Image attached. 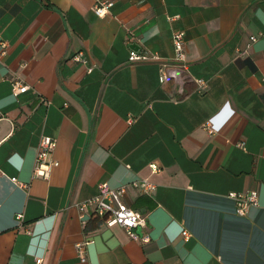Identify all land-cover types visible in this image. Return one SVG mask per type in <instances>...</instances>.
Here are the masks:
<instances>
[{
	"label": "crops",
	"instance_id": "0c3cea01",
	"mask_svg": "<svg viewBox=\"0 0 264 264\" xmlns=\"http://www.w3.org/2000/svg\"><path fill=\"white\" fill-rule=\"evenodd\" d=\"M0 43V264H264V0H0ZM131 47L159 60L130 62ZM101 184L126 187L149 242L80 216ZM249 191L239 216L229 195Z\"/></svg>",
	"mask_w": 264,
	"mask_h": 264
},
{
	"label": "built area",
	"instance_id": "2783aa9c",
	"mask_svg": "<svg viewBox=\"0 0 264 264\" xmlns=\"http://www.w3.org/2000/svg\"><path fill=\"white\" fill-rule=\"evenodd\" d=\"M113 5L112 2L102 1L94 6V13L98 17H102L106 14L107 10ZM256 37L251 36L250 41L253 42ZM172 43L174 47V59L173 61L177 64L184 66L186 64L185 54V40L184 33L175 31L172 34ZM0 47L4 48L5 43H0ZM74 61H83L81 55L78 54L73 58ZM130 62H147L157 61L159 57L156 55L140 54L132 47L129 50ZM88 72H91L89 69ZM159 83L163 84L167 80V73L165 65L162 64L159 67ZM199 88L201 89L205 84L203 81H197ZM27 86L21 85L19 81L12 82V95L17 96L18 94L24 93L27 90ZM134 122L133 118H128V125ZM208 132L212 133L209 124L205 125ZM242 147L243 143L238 144ZM56 147V141L49 137H41L35 156V168L34 175L43 179H48L50 176L51 169L58 166L57 162L49 160V155L54 151ZM149 168L152 172H158V167L155 164H149ZM12 182H16L15 179H11ZM131 187L140 189L144 194H151L154 192L156 186L145 180L133 182L130 184ZM19 187H23L19 184ZM126 187L119 189H112L107 184H101L98 192L95 196L88 198L77 204V209L82 218H91L92 216L97 217L101 220L102 224L106 227L119 226L123 228L128 237L133 241H141L142 243L149 242L150 238L148 234L141 232L146 227L145 217L139 212L128 208L123 202L122 197L125 194ZM229 197L235 201L236 213L239 216H243L247 211L257 205L258 194L256 191H249L247 194H230ZM22 214H17L15 217L16 226H22ZM181 236L184 240L189 238L188 232L185 230L181 232ZM77 253L81 260L84 262V247L78 245ZM38 262V261H37Z\"/></svg>",
	"mask_w": 264,
	"mask_h": 264
},
{
	"label": "trees",
	"instance_id": "16d2710c",
	"mask_svg": "<svg viewBox=\"0 0 264 264\" xmlns=\"http://www.w3.org/2000/svg\"><path fill=\"white\" fill-rule=\"evenodd\" d=\"M90 219H97V220H99V221H100V219H99V218H97V217H94V216H92Z\"/></svg>",
	"mask_w": 264,
	"mask_h": 264
},
{
	"label": "water",
	"instance_id": "95a60500",
	"mask_svg": "<svg viewBox=\"0 0 264 264\" xmlns=\"http://www.w3.org/2000/svg\"><path fill=\"white\" fill-rule=\"evenodd\" d=\"M33 238H37V236H34Z\"/></svg>",
	"mask_w": 264,
	"mask_h": 264
}]
</instances>
